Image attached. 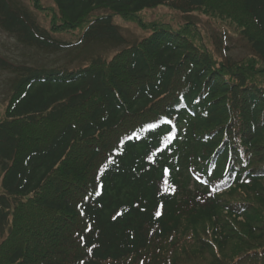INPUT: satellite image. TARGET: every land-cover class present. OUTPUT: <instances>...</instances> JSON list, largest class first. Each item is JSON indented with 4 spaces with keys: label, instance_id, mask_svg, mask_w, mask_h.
<instances>
[{
    "label": "trees",
    "instance_id": "16d2710c",
    "mask_svg": "<svg viewBox=\"0 0 264 264\" xmlns=\"http://www.w3.org/2000/svg\"><path fill=\"white\" fill-rule=\"evenodd\" d=\"M31 1L51 30L0 0V27L27 47H126L75 68L0 56L16 76L0 121V264H264V0ZM210 1L253 55L140 17ZM115 16L151 34L128 44ZM77 30L76 43L53 35Z\"/></svg>",
    "mask_w": 264,
    "mask_h": 264
},
{
    "label": "rangeland",
    "instance_id": "374dc122",
    "mask_svg": "<svg viewBox=\"0 0 264 264\" xmlns=\"http://www.w3.org/2000/svg\"><path fill=\"white\" fill-rule=\"evenodd\" d=\"M45 7L54 6L52 0H41ZM14 5L30 11L37 21L48 30L50 27V15L35 9L31 0H13ZM219 4L210 1V5L199 8L190 13H183L168 5L159 6L152 9H145L140 13L141 19L147 23L170 24L173 29L180 30L189 27L202 34L204 42L221 57L228 56L233 60H242L253 55L250 44L240 34L242 30L231 17L229 20H220L213 17L214 10ZM212 10V11H211ZM114 22L120 27L122 34L128 44L139 42L151 34V31L142 29L136 22L127 20L121 16H115ZM54 37L68 42H77L80 36L79 31L53 33ZM125 46L94 42L87 48H77L72 51L47 54L36 48L27 47L18 42L11 34L5 32L0 27V56L17 63H27L35 67H80L88 63V60L102 55L107 60L112 59ZM16 83V76L0 70V121L5 115L6 108L13 96V88Z\"/></svg>",
    "mask_w": 264,
    "mask_h": 264
}]
</instances>
